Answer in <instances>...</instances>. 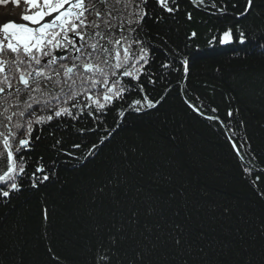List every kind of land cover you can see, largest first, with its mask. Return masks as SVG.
<instances>
[{"label": "trees", "instance_id": "trees-1", "mask_svg": "<svg viewBox=\"0 0 264 264\" xmlns=\"http://www.w3.org/2000/svg\"><path fill=\"white\" fill-rule=\"evenodd\" d=\"M212 3L180 0L163 20L149 4L140 36L161 77L145 85L150 99L165 97L155 109L121 120L132 95L100 123L82 115L34 129L25 171L43 157L50 178L0 196V264H264V0L244 17L245 0H215L225 15ZM235 24L250 42L209 44Z\"/></svg>", "mask_w": 264, "mask_h": 264}, {"label": "snow or ice", "instance_id": "snow-or-ice-1", "mask_svg": "<svg viewBox=\"0 0 264 264\" xmlns=\"http://www.w3.org/2000/svg\"><path fill=\"white\" fill-rule=\"evenodd\" d=\"M11 2L26 6L22 20L27 23L13 22L11 15L0 20V183L4 185L0 187V196L3 197H9L10 191H19L18 181L23 178H29L32 187L50 178L43 157L37 160L30 177L25 171L27 161L21 153L29 147L34 149L41 139L33 136L37 127L52 124L65 127L63 122L77 121L82 115L92 116L100 123V117L111 111L117 102L125 101L126 96L140 98L131 99L126 108L122 106L117 111L121 120L126 113L147 112L161 103L164 96L154 101L145 91L146 84L155 85L161 77L153 79L151 43L140 33L144 30L145 19L152 18L149 4L153 5L151 11L156 20H163L165 13L174 17L181 11L180 0ZM190 2L205 6V0ZM212 7L220 15L227 12V5L217 8L215 0ZM232 7L236 8L237 4ZM253 7V0H245L243 11L237 15L244 17ZM186 17L191 21L192 13L187 12ZM217 31L219 35L212 36L210 45L213 42L233 43L234 35L240 44L251 39L239 24ZM197 36L198 32L193 30L188 38ZM257 46L264 48V44ZM182 63L187 73L188 61ZM159 67L169 69L170 65L162 63ZM167 91L166 88L165 93ZM81 96L83 103L79 102ZM227 115L231 117L232 110ZM119 127L117 123L113 131ZM52 147L63 148L62 141L57 139ZM80 147V144H72V148ZM97 147L93 144V148ZM66 154L71 155V152ZM101 260L102 264H111L107 256Z\"/></svg>", "mask_w": 264, "mask_h": 264}, {"label": "bare ground", "instance_id": "bare-ground-1", "mask_svg": "<svg viewBox=\"0 0 264 264\" xmlns=\"http://www.w3.org/2000/svg\"><path fill=\"white\" fill-rule=\"evenodd\" d=\"M25 8L26 6L23 4L20 8L9 7L1 10L0 13L10 14L22 18V15L25 14Z\"/></svg>", "mask_w": 264, "mask_h": 264}, {"label": "rangeland", "instance_id": "rangeland-1", "mask_svg": "<svg viewBox=\"0 0 264 264\" xmlns=\"http://www.w3.org/2000/svg\"><path fill=\"white\" fill-rule=\"evenodd\" d=\"M23 5V3H20L19 5L12 3L11 0H0V11L7 9V8H20Z\"/></svg>", "mask_w": 264, "mask_h": 264}, {"label": "water", "instance_id": "water-1", "mask_svg": "<svg viewBox=\"0 0 264 264\" xmlns=\"http://www.w3.org/2000/svg\"><path fill=\"white\" fill-rule=\"evenodd\" d=\"M8 15H10V14L0 13V20H4L5 17ZM11 18H12L13 22L19 21V22L27 23V22L23 21L22 18L14 16V15H11Z\"/></svg>", "mask_w": 264, "mask_h": 264}]
</instances>
